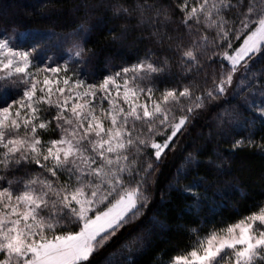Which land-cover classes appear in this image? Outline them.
I'll list each match as a JSON object with an SVG mask.
<instances>
[{
  "label": "snow or ice",
  "instance_id": "obj_1",
  "mask_svg": "<svg viewBox=\"0 0 264 264\" xmlns=\"http://www.w3.org/2000/svg\"><path fill=\"white\" fill-rule=\"evenodd\" d=\"M96 7L118 22L108 30L112 43L147 32L163 50L98 74L86 45L100 26L86 19L66 35L55 25L0 33V264H95L122 228L156 207L161 165L225 98L227 118H217L209 138L232 137V152L264 153V0ZM237 127L248 135L236 139ZM202 155L189 152L160 193L161 203L178 194L180 218L196 219L177 226L178 239L165 238L175 254L161 250L156 264H264V203L223 219L230 161L218 149ZM157 223L160 235L170 231ZM150 246L138 238L127 252Z\"/></svg>",
  "mask_w": 264,
  "mask_h": 264
},
{
  "label": "trees",
  "instance_id": "obj_2",
  "mask_svg": "<svg viewBox=\"0 0 264 264\" xmlns=\"http://www.w3.org/2000/svg\"><path fill=\"white\" fill-rule=\"evenodd\" d=\"M191 2L195 3V0ZM98 4L99 0H0V33L12 26H18L20 30H44L55 25L57 32L66 35L86 19L91 25L100 26L99 30L87 38L86 45L97 53V60L91 66V70L98 74H108L119 70L121 66L134 63L138 57H143L148 49L157 52L163 50L154 40L148 38L147 32L143 37L138 31L133 32L128 40L112 43L108 30L118 22L112 20L110 13L96 7ZM173 28L174 26H170V30ZM241 42L242 38L236 43ZM107 58L112 60L110 65H106ZM228 99L230 97L218 102L223 105L222 108L199 118L177 150L169 154L161 165L157 183L153 188L156 207L150 205V210L122 228L113 241L95 256V264H156L160 259L161 250H167L169 255L175 254L176 249L166 244L165 238L178 239L177 226L196 217L184 216L181 219L185 201L173 193L170 200L161 203L160 193L167 190L177 170L182 168L185 157L194 149L198 148L203 153L202 161L214 158L217 149L229 158L228 179L231 183L222 190L223 219L234 220L264 203V153L251 149L232 152L230 151L232 137L228 138V142L219 138H209V133L215 132L217 118H227L225 112L229 108ZM235 131L238 133L236 139L248 135V129L244 127H237ZM207 173L208 167L201 168V175ZM216 219L219 220L220 217L217 216ZM157 221L166 223L170 231L160 235ZM142 237L150 238L151 246L143 253L129 255L128 246Z\"/></svg>",
  "mask_w": 264,
  "mask_h": 264
}]
</instances>
